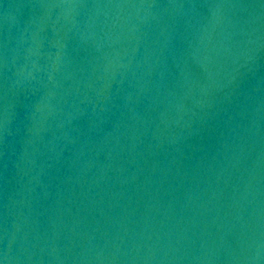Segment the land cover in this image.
Listing matches in <instances>:
<instances>
[{
	"label": "water",
	"instance_id": "water-1",
	"mask_svg": "<svg viewBox=\"0 0 264 264\" xmlns=\"http://www.w3.org/2000/svg\"><path fill=\"white\" fill-rule=\"evenodd\" d=\"M0 264H264V0H0Z\"/></svg>",
	"mask_w": 264,
	"mask_h": 264
}]
</instances>
